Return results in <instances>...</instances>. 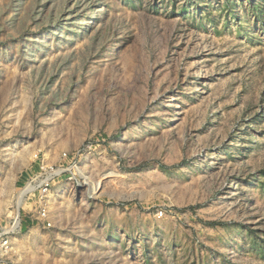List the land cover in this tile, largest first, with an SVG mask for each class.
<instances>
[{"label": "rangeland", "instance_id": "374dc122", "mask_svg": "<svg viewBox=\"0 0 264 264\" xmlns=\"http://www.w3.org/2000/svg\"><path fill=\"white\" fill-rule=\"evenodd\" d=\"M0 264H264V0H0Z\"/></svg>", "mask_w": 264, "mask_h": 264}]
</instances>
